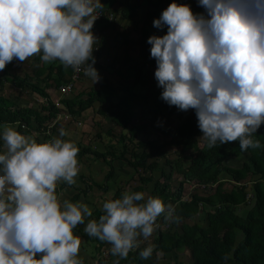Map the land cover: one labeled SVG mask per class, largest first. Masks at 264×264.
<instances>
[{
    "label": "clouds",
    "instance_id": "obj_1",
    "mask_svg": "<svg viewBox=\"0 0 264 264\" xmlns=\"http://www.w3.org/2000/svg\"><path fill=\"white\" fill-rule=\"evenodd\" d=\"M199 5L207 18L173 2L153 21L155 28H167L147 41L161 99L184 112L195 110L208 148L237 141L241 151L260 148L254 136L264 125V0H199ZM102 8L101 0H0V71L14 59L42 54L44 63L59 61L76 71L83 66L84 75L98 82L92 28ZM82 78L72 79L68 94L61 88L70 83L61 86L60 94L75 93ZM0 129V264H83L74 229L92 209L57 194L60 182L76 184L78 146L59 138L67 135L63 129L42 143L10 123ZM102 208L84 232L111 245L120 259L149 240L158 217L176 219L173 205L145 198L144 192L126 191ZM154 248L149 243L140 257L149 259Z\"/></svg>",
    "mask_w": 264,
    "mask_h": 264
},
{
    "label": "trees",
    "instance_id": "obj_2",
    "mask_svg": "<svg viewBox=\"0 0 264 264\" xmlns=\"http://www.w3.org/2000/svg\"><path fill=\"white\" fill-rule=\"evenodd\" d=\"M111 1L101 0L104 19L95 21L92 32L94 36L96 32H100L109 37L113 35L115 39L122 37V41H110V44L112 47L120 44L123 51L113 59L111 66L100 64V59L104 56L101 48L107 41H97L93 45V57L99 64L95 61L93 66L98 73L106 74L109 71L119 79L115 83L107 82L101 89L92 88L91 91L84 92L88 96L86 99L81 98L85 95L82 93L66 103L76 115H81L96 103L101 107L108 105V109L100 108L99 112L104 116L110 112L113 123L122 131L115 140L117 145H108L103 152L78 145L79 155H91L95 157L90 158L92 161L106 162L107 183L114 179L117 164L130 167L140 174V186L134 187L132 192L145 193L146 185L153 181V174L160 173L163 180L155 183L150 196L161 198L166 205H173L176 219L166 222L164 215L158 217L159 227L140 248L132 250L127 259L113 256L110 252L111 245L89 236L86 243L80 246L79 258L83 264H115L117 260L119 264H152L139 255L150 243L155 246L153 253L161 254L164 258L173 251L188 250L191 264H264V125L254 136L262 145L260 148L241 151L238 141L222 145L218 142L214 147L208 148L203 140L204 146L197 150L196 140L203 133L198 127L195 110L184 112L163 101V89L158 86L154 75L157 64L151 58V45L147 41L153 35L162 37L167 33V28L157 29L153 26V21L159 19L173 2L187 4L193 14H203L207 18L206 10L199 5V0H131L119 9L121 18L118 20L116 13H112L108 7V2ZM141 6H146L147 10L143 18L138 14ZM110 15L113 16V21L110 20ZM124 20L126 26L121 25ZM56 69L53 66L46 68L49 71L46 85L48 88L53 86L60 92L61 86L72 82L74 70L63 65ZM14 73L12 62L0 71V126L10 123L22 134L31 135L34 122H37V131H41V128L46 130L45 123L53 119L59 110L47 99L48 93L41 91L39 84L31 85V88L37 90L36 93L45 97L49 103L40 111L19 108L5 97V84L19 80ZM82 77L88 78L84 72ZM78 98L81 99L77 100ZM112 102L115 104L110 106ZM75 107L78 109H74ZM45 110L48 112L47 116L43 114ZM173 117L182 120L174 129L170 127L172 124H155ZM16 121L20 125H16ZM151 131L161 137L138 140L140 135H151ZM108 133L113 139L117 137L113 128ZM117 146L120 147L118 150ZM173 146L178 149L177 158L170 159L167 149ZM243 155L247 156V160L241 166L226 165L231 159H239ZM162 162L164 166L170 167L169 173ZM188 163L189 166H185ZM175 175L182 177L177 189L173 186ZM84 178L83 175V180ZM93 183L96 189L106 190L109 185H101L95 181ZM186 184L198 187L188 200L184 199ZM77 190L80 191L79 188ZM124 192L123 188L117 186L112 199L121 198ZM249 194L252 196L248 198ZM75 195L77 201L86 196V191ZM90 206L94 214L91 219L98 220L103 210L94 204ZM87 244H94L96 255H87ZM225 255L229 257L227 260L223 259ZM165 264L182 263L168 261Z\"/></svg>",
    "mask_w": 264,
    "mask_h": 264
},
{
    "label": "crops",
    "instance_id": "obj_3",
    "mask_svg": "<svg viewBox=\"0 0 264 264\" xmlns=\"http://www.w3.org/2000/svg\"><path fill=\"white\" fill-rule=\"evenodd\" d=\"M114 1V2H113ZM128 2H131V0H112L110 3L108 2V7L111 9L112 13H116L117 19L119 20L121 18L120 12L123 4H127ZM113 9V10H112ZM122 26H126V20H124L121 23ZM120 29V26L118 27ZM122 31H124L122 29ZM95 37L97 38V41H107L106 45H103L101 49L104 51L103 59H100V64H104L106 66H111L113 63V59L116 56H120L121 52L123 51L120 44L112 45L110 44V41H122V37H118V39L113 38V35L109 37L107 34H101L100 32H96ZM138 36H136L137 38ZM42 55V54H41ZM41 55H34L28 59H26L24 62H20L18 60H13L12 63L14 64L15 73L14 76L18 77L19 80L17 81H10L5 84L3 94L5 97L9 98L11 101L16 103V106L19 108H38L40 111L43 109V107L48 106L49 103L47 102V99L51 101L53 104L56 105L57 109L59 110L53 117V119H50L46 124V130L44 128H41V131H37L38 123L34 122V130L31 135L26 136H32L34 139L37 140V142H45L53 137H59L60 130L63 129L67 132V135L64 137H59L64 140H71L73 141L77 146L83 144V139H85V143L87 146L93 145V139L92 138V131L93 126L95 125L94 119L95 117H91V111L93 109L100 108V104L96 103L93 107L89 108L88 110L81 113V115L73 114L70 110L69 104L66 103V101H70V99L74 98L78 94H82L84 92H89L91 89H96L92 85V82H94L90 77L89 78H82L80 82L78 83L77 89L75 90V93L70 95L69 97H63L59 90L57 91L55 88L50 87L48 88L46 83L49 77V71H46V68H49V66L58 68L60 65L59 61H54L52 63H44L41 60ZM99 64V61L97 62ZM112 72L106 71V75L113 78H117L116 75H111ZM119 79V78H118ZM53 83V82H50ZM39 84L41 91H46L49 95V97L46 99L45 97H42L38 93H36L37 90L31 88V85ZM89 84V85H88ZM92 86V87H91ZM39 90V92H41ZM85 95L81 98L86 99L88 96L87 93H84ZM81 98H78L77 100H80ZM39 104V106H38ZM74 109H78L75 107ZM72 108V110L74 111ZM101 110V109H100ZM88 112L90 114H88ZM43 114L45 116L48 115L47 110L43 111ZM98 115L103 116L104 114L99 112ZM2 130V129H0ZM36 130V131H35ZM44 130V131H43ZM18 131V130H17ZM43 131V133H42ZM20 132V131H19ZM21 133V132H20ZM22 134V133H21ZM100 134V133H99ZM99 134L97 136H99ZM105 135L110 137L108 131H105ZM85 147V146H84ZM93 147V146H92ZM87 148V147H86ZM91 148V147H90ZM93 149V148H91ZM4 150L3 148V141L0 140V152ZM96 150V149H93ZM80 156L78 154V161H79V169L80 171H83L84 169V163L86 164V159L93 158L94 156L87 155V156ZM95 158V157H94ZM83 175L79 177L77 175L76 184L69 186L64 182H60L57 186V194L60 196L61 200H69L71 202H83L86 203L89 207L90 204L95 205V197L98 199L101 198V196L97 195L96 188L93 187L94 183L87 182V179L84 178ZM85 176V175H84ZM83 181V182H82ZM81 182L82 184L78 186ZM87 183V186H85L84 189H82V185H85ZM79 188L80 191H86V196H82L79 200L76 201V195L78 193L77 189ZM74 199V201H73ZM91 220V217H85V224L78 225L76 229H74V234L78 235L81 238V245H84L86 243V239L88 238V235L84 232V228L87 224V222ZM88 245V244H87Z\"/></svg>",
    "mask_w": 264,
    "mask_h": 264
},
{
    "label": "rangeland",
    "instance_id": "obj_4",
    "mask_svg": "<svg viewBox=\"0 0 264 264\" xmlns=\"http://www.w3.org/2000/svg\"><path fill=\"white\" fill-rule=\"evenodd\" d=\"M147 13L146 10V6H141L138 14L140 17H144ZM97 63V60H95ZM99 75V81L94 83L92 82V85L94 86V88L96 89H101L103 88V86L107 83V82H111V83H115L116 81H118V78H111L109 76H107L106 74H100ZM89 78V77H88ZM89 85V84H88ZM115 104V102H112L110 104V106H113ZM39 106V104H38ZM104 109H108V105H105L103 107H100ZM93 109L91 111V117H95L94 122L95 125L93 126V131L91 133L92 138L93 139V147L92 146H87V144L85 143V139H83V144L85 147H91L93 149L99 150L101 152L106 151V148L108 145H117V140L120 133H121V129H118L117 126H115V124L113 123V116L110 112H107L106 115L103 116H99L98 115V110L100 109ZM38 109V108H36ZM88 114H90L88 112ZM159 122L164 123L165 125L168 124H172L170 125V127L172 129H174L176 126L180 125V123H182V120L179 119L178 117H173L171 119H164L163 121H157L155 124L159 125ZM114 124V125H113ZM113 128V131L115 130V136H117L115 139H113L111 136L108 137L105 135V131H108L110 129ZM17 129V128H16ZM100 133V134H99ZM99 134V136H97ZM24 135V134H23ZM157 137H161V136H157L154 135V131H151V135L145 136V135H140L138 137V140H152V139H157ZM197 142V150L199 148H201L202 146H204V141L203 139L198 138L196 140ZM117 150L120 148L119 146L116 147ZM177 148L170 147L167 149V156L170 159H174L177 158ZM94 158V157H93ZM247 160V156L243 155L241 158L239 159H231L229 162L226 163L227 166H241L243 163H245ZM86 164L84 163V169L83 171H79L78 175L79 177L81 176V174L85 175V178L87 179V182L89 183H93V181H95V183L101 184V185H108L107 189H96L97 195L101 196L100 199H98L97 197H95V205L99 206L102 210V205L105 201L112 199V197H114V194L116 192L117 186L123 188L125 191H129L132 192L134 187H138L140 186V174H138L137 172H134L130 167H128L127 165L123 164V166H118L117 164V168H116V174L114 176V179L112 181H110L109 183H107L106 181V174H107V163L104 161H92L91 159H86ZM162 165L164 166V162H162ZM80 166V164H79ZM185 166H189L188 164H185ZM164 169L167 171V173H169L170 171V167L168 166H164ZM149 176V175H147ZM153 181L146 185L147 187H145V198H147L148 196H150L151 191L153 190V188L155 187V183L159 180H163L161 177L160 173H154L153 174ZM182 177L175 175L174 179H173V186L175 187L174 189L179 188V184L181 183ZM83 182V181H82ZM82 183L79 182V184H77L78 186H80ZM85 186H87V183L85 185H82V189L85 188ZM185 197L184 199L188 200L191 197V194L198 189V187H196L195 185H185ZM80 191H78L79 193ZM90 208L92 209V206H90ZM93 213V211H92ZM91 217H94V214H92ZM195 223H197L195 221ZM205 223V221H204ZM191 224V223H190ZM166 225V224H165ZM89 241V240H88ZM143 244V243H142ZM87 248V255L89 257L96 255L95 254V246L94 244L91 245H86ZM93 253V254H92ZM107 254V253H105ZM82 257H84L82 255ZM149 262H151L152 264H165L168 263V261H171L173 263H182V264H191V257H190V253L188 250H176L173 251L171 254H169V256L167 257H162L161 254H157V253H153L152 256L148 259Z\"/></svg>",
    "mask_w": 264,
    "mask_h": 264
},
{
    "label": "built area",
    "instance_id": "obj_5",
    "mask_svg": "<svg viewBox=\"0 0 264 264\" xmlns=\"http://www.w3.org/2000/svg\"><path fill=\"white\" fill-rule=\"evenodd\" d=\"M95 14L98 16L97 21L104 18V12L101 9L97 10V12ZM109 18H110L111 21H113V16L112 15H110ZM82 73H83V66H82L81 70H79V71L74 70V75H73L72 79L73 80L79 79L82 76ZM73 89H74V83H70L68 85L63 86L61 88V92L64 93V94H68Z\"/></svg>",
    "mask_w": 264,
    "mask_h": 264
},
{
    "label": "bare ground",
    "instance_id": "obj_6",
    "mask_svg": "<svg viewBox=\"0 0 264 264\" xmlns=\"http://www.w3.org/2000/svg\"><path fill=\"white\" fill-rule=\"evenodd\" d=\"M91 87H92V86H91ZM251 196H252V195H251V194H249V195H248V198H249V197H251Z\"/></svg>",
    "mask_w": 264,
    "mask_h": 264
}]
</instances>
